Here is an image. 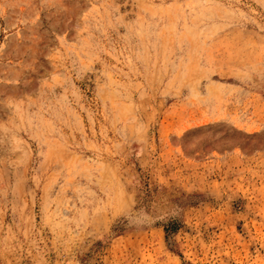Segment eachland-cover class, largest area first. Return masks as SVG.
<instances>
[{
  "label": "rangeland",
  "instance_id": "1",
  "mask_svg": "<svg viewBox=\"0 0 264 264\" xmlns=\"http://www.w3.org/2000/svg\"><path fill=\"white\" fill-rule=\"evenodd\" d=\"M0 264H264V0H0Z\"/></svg>",
  "mask_w": 264,
  "mask_h": 264
}]
</instances>
